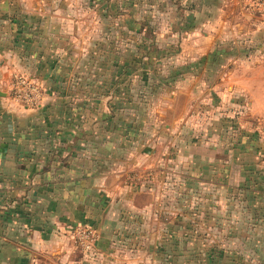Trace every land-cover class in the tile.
<instances>
[{
	"label": "crops",
	"instance_id": "obj_1",
	"mask_svg": "<svg viewBox=\"0 0 264 264\" xmlns=\"http://www.w3.org/2000/svg\"><path fill=\"white\" fill-rule=\"evenodd\" d=\"M95 1L0 0V264H175V228H153L160 185L189 193L217 174L264 168V16L218 13L198 23L202 36L190 29L184 60L198 58L192 69L214 70L215 81L189 74L165 108L144 113L80 92L64 64L63 41L105 35L99 26L109 19L89 12L103 7ZM15 73L45 88L40 108L11 101ZM78 225L96 232L97 260L84 261L73 242Z\"/></svg>",
	"mask_w": 264,
	"mask_h": 264
},
{
	"label": "rangeland",
	"instance_id": "obj_2",
	"mask_svg": "<svg viewBox=\"0 0 264 264\" xmlns=\"http://www.w3.org/2000/svg\"><path fill=\"white\" fill-rule=\"evenodd\" d=\"M252 1L96 0L94 7H103L99 10L91 6L89 12L109 19L99 26V32L105 35L94 43L83 35L71 42L63 41L71 52L64 64L69 65V73L78 76V90L121 98L144 113L156 104L165 108L162 100L173 87L177 91L189 74L193 80L201 77L207 82L215 81L214 70L198 72L199 65L192 69L198 58L188 66L183 52L188 49L189 40L184 35L193 29L197 37L202 36L198 23L213 20L218 13L225 18L233 13L244 18L249 14L262 17L251 6ZM224 44V50L231 52L228 41ZM90 48L95 55H90ZM206 64L211 66L210 61ZM74 65L83 69L76 71L74 67L73 71ZM199 91L205 90L196 92ZM182 96L180 90L178 97ZM183 99L180 98L178 113ZM220 177L217 174L211 182L191 186L189 193L186 186L160 185L157 223L153 228L166 224L175 228L180 255L175 264H264V168L249 170L246 178H236L233 173ZM168 207L174 212L166 213ZM183 246L187 249L184 256ZM84 253V261L97 258L92 251Z\"/></svg>",
	"mask_w": 264,
	"mask_h": 264
},
{
	"label": "built area",
	"instance_id": "obj_3",
	"mask_svg": "<svg viewBox=\"0 0 264 264\" xmlns=\"http://www.w3.org/2000/svg\"><path fill=\"white\" fill-rule=\"evenodd\" d=\"M251 6L264 16V0H253ZM9 98L18 106L26 109L40 108L44 102L45 89L34 78L23 73L12 75L9 84ZM71 238L78 248L84 252L92 251L96 241V232L88 227L78 225L71 230Z\"/></svg>",
	"mask_w": 264,
	"mask_h": 264
}]
</instances>
